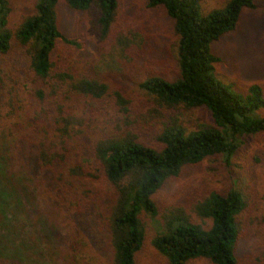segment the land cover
<instances>
[{"label":"trees","instance_id":"1","mask_svg":"<svg viewBox=\"0 0 264 264\" xmlns=\"http://www.w3.org/2000/svg\"><path fill=\"white\" fill-rule=\"evenodd\" d=\"M65 1L75 11L93 9L101 38H108L119 0ZM58 3L39 0L34 13L13 27L10 0H0V89L8 87L5 83H15L13 72L25 65L36 81L43 82L35 89L36 96L43 102L49 99L45 105L55 116L51 123L38 122L36 111L33 116L23 106L18 109L11 87L9 98L0 96V115H5L1 120L4 128H0V195L5 205L8 198L21 201L27 195L28 183L34 180L51 213L64 221L76 219L73 225L67 223V238L74 253L86 254L97 247L95 232L99 230L93 226L98 225L106 234L110 264H138L146 239L144 215L159 216L155 196L164 185L179 178L187 166L217 155L231 158L243 136L264 132V116L251 117L264 108L262 87L251 85L245 95L230 91L214 75L221 57L211 47L237 28L244 9H256V0H229L207 14L202 13L201 0H148L149 8H163L174 21L177 72L171 78L157 74L146 77L141 87L168 108H206L215 126L189 131L173 119L158 133L156 146L144 144L134 132H125L117 121L91 143V162L80 158L89 140H84L83 131L77 127L72 108L65 110L63 102L52 99L53 95L63 99L69 92L101 98L107 86L86 74L66 77L65 72H54L58 42L78 46L59 28ZM119 42L125 46L114 49L122 53L132 44L129 39ZM55 75L60 78L58 83ZM118 98L127 103L121 95ZM99 179H104L111 190L105 210L92 202L90 183ZM245 210V197L239 191H210L191 213L173 208L164 214V231L152 245L168 264L199 259L211 264H238L240 218ZM2 261L0 251V264ZM81 264L89 263L82 259Z\"/></svg>","mask_w":264,"mask_h":264},{"label":"rangeland","instance_id":"2","mask_svg":"<svg viewBox=\"0 0 264 264\" xmlns=\"http://www.w3.org/2000/svg\"><path fill=\"white\" fill-rule=\"evenodd\" d=\"M38 1L10 0L13 27L24 16L34 13ZM147 1L119 0L110 34L103 40L93 9L75 11L65 0H59V28L65 38L74 40L78 46L58 42L54 52V72H65L66 77L86 74L107 86V92L101 98L72 95L71 92L63 99L53 95L52 100L63 102L65 110L72 108L70 111L76 117L77 127L83 131L84 140H89L84 144L82 161L91 162V143L104 134L103 131L115 127L117 121L125 132H134L144 144L155 143L156 146L158 133L173 119L189 131L215 126L206 108H168L141 87L146 77L157 74L171 78L177 72L178 37L174 32V21L163 8H149ZM228 1L201 0L202 13L218 9ZM126 39L132 44L124 53L114 49V46L120 49L123 44L119 40ZM211 47L213 53L221 57L215 65L214 75L230 91L245 95L251 85L258 84L264 92V0H256L254 10L244 9L237 28ZM13 73L16 82L5 83L8 87L0 89V96L9 98L11 87L15 107L23 106L32 111L33 116L36 111L38 122H53L54 113L45 105L49 99L40 101L35 93L43 82L36 81L25 65ZM53 79L58 83L60 78L55 75ZM67 82H70L69 78ZM118 95L127 103L123 104ZM255 115L263 117L264 108L251 117ZM4 118L1 112L0 128H4L1 121ZM33 175L38 177L37 173ZM90 184L94 190L92 202L105 210L112 198L107 182L99 179ZM27 186V195L24 194L21 201L8 198L5 205L0 195V206L5 208L0 210L2 264H81L82 259L89 264H110L104 229L93 226L94 230H99L95 232L99 240L97 247L86 254L74 253L67 238V223L73 225L76 219L64 221L51 213L39 188L35 187V181ZM213 190L223 194L237 190L243 194L246 210L240 218L238 264H264V132L243 136L231 158L217 155L198 165L187 166L179 178L164 185L155 196L159 216L144 215L146 239L138 264H168L152 245L153 239L164 231V214L173 208L191 213L197 201ZM189 264L211 263L199 259Z\"/></svg>","mask_w":264,"mask_h":264}]
</instances>
